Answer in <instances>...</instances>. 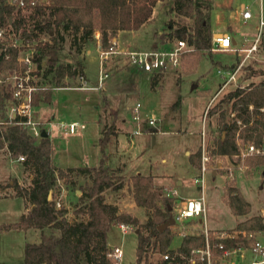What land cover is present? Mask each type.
Segmentation results:
<instances>
[{
	"label": "rangeland",
	"instance_id": "1",
	"mask_svg": "<svg viewBox=\"0 0 264 264\" xmlns=\"http://www.w3.org/2000/svg\"><path fill=\"white\" fill-rule=\"evenodd\" d=\"M239 3L248 7L250 13L248 18L242 19L240 17ZM170 6L171 0L159 1L153 6L149 20L143 22L137 29L122 30L115 35L119 48L128 46L134 49H144L150 47L152 42L166 40L168 37H162L161 34L168 30L166 21L172 14ZM261 10L264 13V0H211L210 23L216 25L215 27L218 29H228L236 46L248 45L249 43L251 45L254 37L257 36V29L254 24L258 23ZM25 13L28 15L30 11ZM260 28V31L262 30L264 33V24ZM62 34L63 40L59 43L57 50L59 62L71 63L78 60L82 69L83 67L86 68L87 75H93L90 81H95L97 72L95 54L97 48H101L98 31L94 32L92 40L80 45L71 43L68 32L62 31ZM40 37L45 38L46 35L41 34ZM262 38V35H258L257 42H255L256 50L253 49L242 61L240 68L235 72L234 81L225 84L226 73H222V70L217 71V69L221 67V61L234 59L235 52L231 50L210 51V54L200 52L196 64L191 67L186 61L187 53L191 49H187L182 54L177 69L158 73L159 76L153 86H150L149 82L152 74L133 69L122 54L111 55L107 59L108 77L105 81V87L95 90L67 87L54 89L55 86H53L52 81H42L46 85H52V101L50 104L49 102L40 103L37 106L44 105V110L42 109L44 112L40 111L41 115L49 117L48 113L53 111L54 118L52 120H77L84 124L83 128H76L73 133L62 130L52 139L54 164L59 167L96 164L99 152L97 138L101 134L100 130L102 133H108V137L112 132L122 131L120 138L121 147L126 153L125 165L122 174L118 172L117 175L112 172L116 176L114 181L116 182L121 178L122 185L119 189L107 187L105 197L107 200L114 201L115 204L118 203V206L124 209H131L137 214L139 220H143L145 218L144 209L136 210L131 201L130 174L135 173L136 170H139L140 173H148L149 169L155 173L160 168L184 159L186 154H183V149H191L199 141L201 124H204L207 136L217 139L219 127L216 121V113L205 114L204 118L205 106L209 104L208 107H210L218 103L222 94L235 86L242 87L248 83L264 81ZM97 40L99 46L96 48ZM28 45L31 46L32 42H28ZM89 48L87 53L86 50ZM94 55L95 58L93 59ZM230 63L234 67L237 63L236 58ZM13 71L1 72L0 78H4V82L8 83L6 77L10 78ZM87 83L93 84L88 81ZM62 84L66 86L79 84L77 75L64 77ZM177 94L180 96L179 105L172 106L171 104ZM136 101L140 104L141 116L153 113L157 116L158 122L156 130L151 133L143 131V133L133 134L130 144L127 134L132 135V132H127V129L131 131L133 124L130 120L129 110ZM8 104L9 100L6 101V112H8ZM221 106L228 111L229 103H221ZM37 107H34V110ZM228 117H231L229 112ZM122 120L124 121L122 122ZM161 157L165 158L164 162L161 161ZM184 165L183 161L179 162L177 177L180 179V183H174V188L169 190L174 189L179 197L193 196L198 192L192 182L195 171L191 169L186 171ZM247 165L248 168L244 174L248 176L239 185L223 182V177L218 175L211 176L208 172L204 174V197L205 202H208V207L207 204L205 205L204 216L207 230H216L213 228H221L222 226V228H226L235 222V214L231 213L223 201V192L226 186H236L250 204V211L246 215H241L242 219L247 215L258 214L262 208L264 209V163L251 166L247 160ZM29 171L22 166L20 160L14 159L7 151L0 149V222L15 221L24 211L25 201L22 196L15 194V189L10 183L14 180L22 186L28 185L31 176ZM218 171L223 173L221 168ZM167 179L162 180L157 177L154 181H168L170 183L174 181L173 178ZM64 181L61 178L55 181L49 197L52 195L54 200H58L59 204L65 207L66 215L69 218L76 217L74 210L80 207L79 187L89 182V179L86 175H73L71 173L70 177L66 179L68 184ZM168 187L169 185L160 186L157 193L161 190L165 192ZM160 198L163 199L161 195ZM163 203H159V206L162 207ZM115 223L117 222L110 223L108 227L107 241L111 245H121L123 250L122 264H132L136 245L135 226L131 224L132 230L128 229L121 233ZM187 226L193 227L195 232L196 230L199 232L202 228L201 222L198 223L194 220L189 222ZM173 229L177 230L176 227ZM44 231L49 233L51 229L45 228ZM54 232L56 233V230ZM38 234L39 230L36 228L34 231L18 228L0 230V264H21L24 242L33 241ZM179 242V237L173 233L168 247L175 248ZM213 256V264H221L217 255L213 254ZM159 257V253L153 251L149 253L148 260L154 261ZM233 260L235 264H243L242 261L237 260V257H234Z\"/></svg>",
	"mask_w": 264,
	"mask_h": 264
},
{
	"label": "trees",
	"instance_id": "2",
	"mask_svg": "<svg viewBox=\"0 0 264 264\" xmlns=\"http://www.w3.org/2000/svg\"><path fill=\"white\" fill-rule=\"evenodd\" d=\"M157 1L161 0H47L46 3L36 5L27 15V11L23 12L20 8H14L0 0V24L13 35L24 39V42H32L34 73L41 79L38 83L46 86L32 93V107L50 101L52 85H46L42 81H52L53 86H66L62 84L64 77H75L82 73V65L78 60L71 63L59 62L57 58L59 43L63 40L62 31L68 32L71 43L79 45L92 40L94 32L98 31L100 47L104 48L108 45V39L117 31L134 30L147 21ZM210 10L211 0H171L172 14L166 21L168 30L161 36L185 40L191 48L186 58L191 67L196 64L200 52L210 54ZM41 34L46 37L41 38ZM17 51V47L8 46L3 49L0 46V73L24 68L25 64L19 65L16 60ZM159 74L150 76V86L154 85ZM10 96V83L0 82V121H3L0 123V149L13 157L22 155L20 162L24 168L30 170L31 176L26 186L17 184L14 180L10 183L15 194L23 197L25 210L15 221L0 222V230L29 227L39 230L38 241L24 242L21 264H112L106 255V232L114 221L135 226L136 245L132 264H204L200 261L186 263L178 255L170 259L159 257L154 261L148 260L149 253L154 250L172 251L168 247L172 238L170 226L158 228L168 218L169 209L166 203L170 200L168 197L160 199L157 188L151 184L150 174L130 176L133 200L136 205L144 208L143 220L129 212L118 211L114 204L104 200L102 191L105 188L117 189L122 185L120 178L114 181L116 176L104 165V145L108 140V133L100 130L101 134L97 138L99 157L96 164L61 168L52 161L53 148L48 135L33 136L26 127L15 122L17 116L7 122L6 101L10 100ZM179 102L180 96L177 94L171 105H179ZM221 103H229L228 111ZM263 103L264 81L261 80L227 90L218 103L207 108V115L216 113L219 127L217 152H234L236 133L245 140L258 141L261 138L264 133V111H260L259 107ZM249 104L251 109H248ZM230 111H234V116L228 117ZM235 118H239L243 125L237 124ZM189 159L197 166L199 150L189 155ZM248 163L257 166L263 164L264 159L253 157L248 159ZM71 173L86 175L89 182L79 187L80 207L74 210L76 217L69 220L65 217V207H56L54 197L50 195L47 198V193L52 192L57 178L68 184L66 179ZM223 199L235 215H246L250 211L249 202L236 186H226ZM159 203H163L162 207ZM236 227L264 229L263 217L258 214L244 216L236 223ZM45 228L51 231L46 233ZM203 240L202 233L188 234L180 240L177 251L187 254L191 247L202 245ZM220 241L222 248L215 247V255L238 242L236 239Z\"/></svg>",
	"mask_w": 264,
	"mask_h": 264
},
{
	"label": "built area",
	"instance_id": "3",
	"mask_svg": "<svg viewBox=\"0 0 264 264\" xmlns=\"http://www.w3.org/2000/svg\"><path fill=\"white\" fill-rule=\"evenodd\" d=\"M3 3L12 6L14 8H20L23 12L32 10L36 5L46 3L47 0H2ZM243 18L249 17L250 13L247 8L241 10ZM263 21L259 20L257 35L260 33V26ZM247 48L235 47L231 43V37L228 33L216 32L211 33L210 36V51H243L247 54L249 51L255 49V42ZM0 46L5 49L8 46L17 47L16 60L19 65L25 64L24 68L19 67L15 69L9 77L6 79L10 82L11 96L8 104L7 122L14 118L18 124L27 128L28 132L37 137L40 135L41 130H44L47 135H50L53 128L62 129L65 132L73 133L76 128H83V122L77 120L70 121H55L52 119L40 120L33 115L34 107L31 105V97L34 91L44 89L46 86L38 83L39 75L34 73V63L32 60V54L34 48L28 45V42H24L21 37L15 36L12 32L8 31L5 26L0 24ZM191 49L183 38L171 37L164 39L162 42H154L148 48L134 49L128 46L119 48V44L116 41V36H112L108 39V45L104 48L97 49V72L94 84H88L85 76L82 73L77 74L79 84L74 86H55V87H70L79 89H98L105 87V81L108 77V71L106 68L107 59L111 55L122 54L126 57L128 64L138 70L148 72L151 74H158L166 71H175L181 62L182 54ZM219 71V70H217ZM221 71V70H220ZM10 79V80H9ZM235 70H229L226 72V78L224 84L229 81H234ZM4 81V78H0V82ZM87 83V84H86ZM53 87V88H55ZM207 104L203 112L205 118ZM140 104L138 101L130 108V119L133 122L132 134H139L144 132H153L157 128L158 118L153 113L146 116H141L139 112ZM248 109H251V105H248ZM260 111H264V105L259 107ZM229 114L234 116V111H230ZM3 121H0L2 123ZM237 124L243 125L239 118H235ZM199 162L196 168V173L192 176V182L197 186L198 193L194 196L179 197L176 195L175 190L170 189L164 192V196L169 198V202L166 203L169 209L168 218H171L172 222L168 224L171 228V233H175L181 240L188 234L196 235L198 233L203 234V244L191 247L187 254H183L177 251V246L170 252L168 249L163 252H158L160 258L170 259L174 255H178L183 258L186 263H194L200 261L204 264H213V248H222L221 239L237 240V244H234L230 248H224L220 254H217L219 262L226 261V264H235L233 260L237 257V260L242 261L243 264H264V232L253 229L238 228L236 226L230 228H222L216 230H207L205 227V197H204V174L210 173L211 176L218 175L223 177V182L228 184H241L242 181L248 176L244 174L248 168L247 160L253 157H260L264 159V133L258 141L242 139L235 134L236 150L232 153H219L217 152L216 145L217 139L207 136L204 124H201L199 130ZM22 155L14 157L16 160H21ZM223 169V173H220L218 169ZM58 180V178L56 179ZM50 193V191H49ZM55 206L59 207L58 200H55ZM261 211V210H260ZM259 212L258 215L262 216ZM195 221L201 222L202 228L198 230L192 229L193 227L187 226L189 222ZM187 224V225H186ZM121 233L126 230H132V225L125 222L116 223ZM177 228L175 231L173 228ZM156 251V250H154ZM153 252V251H152ZM106 255L112 261V264H122L123 250L120 244H112L108 246ZM131 264V263H130Z\"/></svg>",
	"mask_w": 264,
	"mask_h": 264
},
{
	"label": "crops",
	"instance_id": "4",
	"mask_svg": "<svg viewBox=\"0 0 264 264\" xmlns=\"http://www.w3.org/2000/svg\"><path fill=\"white\" fill-rule=\"evenodd\" d=\"M159 1H157L156 3H158ZM155 3V4H156ZM245 8H247L248 9V7L245 5V4H243V3H239V7H238V12H239V15H240V17L242 18V19H246V18H243L242 17V15H241V10H244ZM153 9V8H152ZM232 13H233V11H231ZM263 11L261 10L260 12H259V20H261V21H263V24H264V18H263ZM250 16V15H249ZM151 18V15H150V17H149V19ZM248 18V17H247ZM148 19V20H149ZM259 20H258V22H259ZM262 24V25H263ZM216 25H211V23H210V27H211V33H216V32H222V33H228L229 34V32H228V29H218L217 27H215ZM254 26H255V28L258 30V23H255L254 24ZM227 27L229 28V26L227 25ZM120 31H122V30H119V31H117V33L115 34V35H117ZM258 35H262V42H263V44H262V47H263V49H264V33L262 32V30L260 31V34H258ZM258 35L257 36H255L254 37V39L257 37V39H258ZM253 39V40H254ZM257 39H256V42H257ZM252 40V41H253ZM97 42V44H96V48L99 46V43H98V40L96 41ZM153 43V42H152ZM231 43L235 46V47H240V48H247L248 47V45L250 44H248V45H242V46H236L235 45V40L231 37ZM152 45V44H151ZM150 45V46H151ZM255 47H256V45H255ZM98 49V48H97ZM89 50H90V48L89 49H87L86 51H87V53L89 52ZM96 50V49H95ZM254 50H256V48L254 49ZM253 50H251V51H249L247 54H245L243 51H236L235 52V57H234V59L236 58V60H237V63L235 64V66L234 67H232L230 64V62H232L233 60H229V61H224V62H222L221 61V67H219L217 70H222L223 72L222 73H226L227 71H229V70H235V72L238 70V68H240V65H241V63H242V61L249 55V53L250 52H252ZM239 52V53H238ZM96 59H97V51H96ZM95 55L93 56V59L95 58ZM132 67V66H131ZM133 69H136V68H134V67H132ZM82 74L85 76V78H86V80L89 82V83H93L94 84V81L92 80V81H90L92 78H93V75H90V76H88L87 75V72H86V68L85 67H83V69H82ZM226 75V74H225ZM58 88H62V87H55L54 89H58ZM65 88V87H64ZM67 88H70V87H67ZM73 89V88H72ZM93 90H95V89H93ZM51 101H52V92H51V98H50V101H49V104L51 103ZM113 105H115V104H113ZM43 106L44 105H41V106H39V107H37V108H35V110H34V112H37V115H35V117L37 118V119H40V120H45V119H52V118H54V113H53V111H51V112H49L48 114H49V117H47V115H41V110L43 109ZM117 107V106H116ZM118 108V107H117ZM44 110V109H43ZM42 110V111H43ZM39 111V112H38ZM44 112V111H43ZM45 114V113H44ZM58 120H60V121H62L61 119H58ZM58 120H56V121H58ZM131 120V119H130ZM70 121V120H69ZM124 120H122V122H123ZM63 122H66V121H63ZM132 122V121H131ZM132 124H133V122H132ZM133 128V127H132ZM60 131H62V129H58V128H53L52 130H51V133H50V135H48V138H49V140L51 141V143H52V139L54 138V137H56L57 136V134H59L60 133ZM127 132H132V129H131V131L130 130H128L127 129ZM121 133H122V131H116V133H113L112 132V134H109V137H108V140H107V142L105 143V145H104V153H105V161H104V165L105 166H107L108 167V169L109 170H111L114 174H117L118 175V172L120 173V174H122V169H123V167H124V165H125V152H124V149L121 147ZM145 133H149V132H145ZM128 135V139H129V143L131 144V142H132V136H133V134L132 135H129V133L127 134ZM125 136V135H124ZM126 137V136H125ZM200 137V136H199ZM129 144V145H130ZM198 144H199V141L197 142V144L193 147V148H189V149H187V148H184L183 149V154H186L185 155V157H184V159L182 158V160H178V161H175L174 163H171V165H167L166 167H164V168H160L159 170H157L155 173H152L151 171H150V169H149V172L148 173H140V171L139 170H136L135 171V173H131L130 174V176L131 175H133V174H144V175H146V174H150L151 175V184H152V186L154 187V188H157V190H158V188L161 186H164V185H169V187H168V189H171V188H174L173 187V184L174 183H180V179L177 177V175L179 174V171H178V167H179V162H184V168H185V170L187 171V170H189V169H191V170H193V171H195V173H196V168H197V166H195L194 167V165L190 162V159H189V155H192L193 154V152L195 151V150H197L198 149ZM52 148H53V143H52ZM195 148V149H194ZM194 149V150H193ZM54 150V149H53ZM193 150V151H192ZM51 157H53V152H52V155H51ZM98 157H99V152H98V155H97V159H96V161L98 160ZM52 161H53V158H52ZM161 161H165V158H163V157H161ZM54 163V162H53ZM178 165V166H177ZM64 167H66V166H61V168H64ZM178 172V173H177ZM130 176H129V185H130ZM160 178V179H162V180H164V179H167V180H169V179H171V178H173V182H168V181H165V182H163V181H157V182H155L154 181V179L155 178ZM166 177V178H165ZM120 180H121V178H120ZM194 185V184H193ZM130 187H131V185H130ZM194 187L196 188V191H198V189H197V186L196 185H194ZM119 189V188H118ZM105 191H106V188L102 191V194H103V196H104V200L106 201V202H109V203H112V204H114L116 207H117V210L118 211H126V212H129V213H131L132 215H134V216H136L137 218H138V216H137V214L136 213H134L131 209H128V208H122L121 206H118V203L117 204H115V202L114 201H110V200H107L106 199V195H105ZM163 190H161V191H159L158 192V195H159V197H160V195L163 197V198H165L166 196H164V192H162ZM198 193V192H197ZM197 193H195V195L197 194ZM194 196V195H193ZM220 196V195H219ZM222 198V197H221ZM161 199V198H160ZM131 201H132V203L134 204V206H135V208H136V210H140L141 211V208H142V210L144 209L142 206H139V205H136L135 204V202H134V200H133V196H132V198H131ZM207 204V207H208V202H205V205ZM25 210V209H24ZM262 211H264V209L262 208L261 209V213H264V212H262ZM67 214V212L65 213V217L67 218V219H69V220H71V219H73V218H75L74 216L72 217V218H69V216H67L66 215ZM231 214V213H230ZM232 215V214H231ZM234 215V214H233ZM239 217V218H238ZM262 217L264 218V214H262ZM242 220V216L241 215H238V214H236L235 215V222H234V226L236 225V223L237 222H239V221H241ZM112 223V222H111ZM116 224V223H115ZM233 225H231V226H227L226 228H230V227H233ZM223 227V226H222ZM222 227L220 228V227H215V228H213V229H218V228H220V229H222ZM28 229H31V230H33L34 231V228L33 227H29V228H26L25 229V231L26 230H28ZM263 232H264V229H261ZM34 233V232H33ZM38 236H36V238H34V240L33 241H38ZM106 240H107V238H106ZM29 242H32V241H29ZM111 244H109L108 243V241H107V246H110ZM226 261H221L220 263L221 264H226L225 263Z\"/></svg>",
	"mask_w": 264,
	"mask_h": 264
},
{
	"label": "water",
	"instance_id": "5",
	"mask_svg": "<svg viewBox=\"0 0 264 264\" xmlns=\"http://www.w3.org/2000/svg\"><path fill=\"white\" fill-rule=\"evenodd\" d=\"M40 135L41 136H46L47 134H46V132L44 130H41ZM47 198H49V192L47 193ZM171 222H172L171 218H167L165 221H163L162 223H160L158 225V228L161 229L162 227L170 224Z\"/></svg>",
	"mask_w": 264,
	"mask_h": 264
}]
</instances>
